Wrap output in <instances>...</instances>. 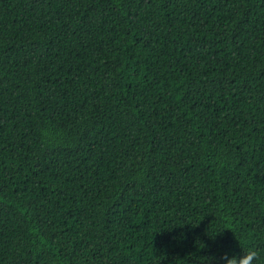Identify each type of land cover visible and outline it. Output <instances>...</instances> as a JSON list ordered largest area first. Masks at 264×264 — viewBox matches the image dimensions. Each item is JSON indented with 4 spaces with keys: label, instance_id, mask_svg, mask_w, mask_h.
<instances>
[{
    "label": "trees",
    "instance_id": "trees-1",
    "mask_svg": "<svg viewBox=\"0 0 264 264\" xmlns=\"http://www.w3.org/2000/svg\"><path fill=\"white\" fill-rule=\"evenodd\" d=\"M264 264V0H0V264Z\"/></svg>",
    "mask_w": 264,
    "mask_h": 264
},
{
    "label": "clouds",
    "instance_id": "clouds-1",
    "mask_svg": "<svg viewBox=\"0 0 264 264\" xmlns=\"http://www.w3.org/2000/svg\"><path fill=\"white\" fill-rule=\"evenodd\" d=\"M226 264H255L259 259V253L255 249H249L244 251L243 256H232L229 257L227 253L222 257Z\"/></svg>",
    "mask_w": 264,
    "mask_h": 264
}]
</instances>
